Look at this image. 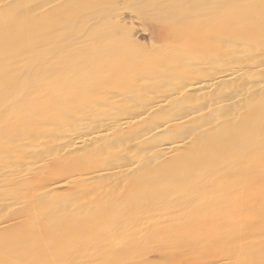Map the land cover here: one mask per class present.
Wrapping results in <instances>:
<instances>
[{"label":"bare ground","instance_id":"6f19581e","mask_svg":"<svg viewBox=\"0 0 264 264\" xmlns=\"http://www.w3.org/2000/svg\"><path fill=\"white\" fill-rule=\"evenodd\" d=\"M77 1V5L73 4L75 8L87 6L86 0ZM240 1L232 8H227L230 0H216L217 8L208 9L199 2L200 6L197 7V3L183 14L175 15L171 11L174 15L161 20L165 22L162 37L167 46L155 57L161 61L172 52L168 69L156 68L157 59L150 60L143 81L134 79V85L127 83L126 91L119 93L110 90L103 96L104 103L92 104L88 108L85 102L88 103L92 95L91 85L76 91L63 89L73 95H70L69 103L56 107L51 102L55 109L44 111L38 107L41 95L34 94L33 88L29 87L33 75L30 71L34 68L37 79L47 81L51 79L48 72L65 69V55L60 59H49V62L42 58V62H35L30 67V56L38 44H31L29 31L33 22L38 25L47 20L43 14L53 13L52 9L45 8L51 0H0V66L4 68L3 72L0 70V78L5 80L12 75L16 81L18 76H23L18 70L25 69V79L21 83L26 86L15 99L18 105L0 112L4 121L9 117L10 124L1 132V147L6 149L14 145L15 157L29 159V163L20 168L11 166L15 165L16 159L2 160L0 209L4 206L5 194H13L16 184L22 191H28L31 184L42 186L36 198L47 199L55 193L59 197L53 207L59 211L61 195L76 194L74 197L78 198L92 191L100 194L99 201L106 198L137 201V196L144 198L153 191L167 194H186L188 191L194 199L205 194L206 198L209 191L213 194L224 192L225 186L221 182L243 171V166L250 165V162L256 164L255 167L263 165L264 10L259 9L264 8V4L256 2L245 6L246 2ZM32 4L44 6V11H40L42 18H38L39 13L37 16L32 14ZM100 43L98 45L94 40L87 45V42L80 44L76 41L72 43L71 51L70 46L65 51L67 54H86L87 57L82 56V61H78L80 64L75 66L82 69L84 65L87 71L90 68L102 71L96 73L99 79L95 80L101 78L109 88L115 87L118 72L114 67L124 65L125 61L108 54L110 43ZM137 57H132L130 64H134L133 59L138 60ZM73 59L68 60L70 65H74ZM52 62H59L62 66L56 68ZM6 66L9 71H5ZM126 70L124 67L122 73ZM58 77L53 78V83L59 85L63 76ZM168 77L175 78L176 82L165 83ZM50 92H55L54 88L51 87ZM18 116L23 122H18ZM18 138L28 139V145L19 146L16 143ZM41 147L54 149L51 160H35L33 154ZM42 173L44 176L49 173L62 176L50 183L46 179L44 183ZM243 174L246 173L243 171ZM236 178L231 177L234 181ZM188 180L192 184H187ZM226 180L231 183L230 179ZM84 181L86 183H82ZM209 181H213L212 184ZM72 184L80 188H70ZM64 187H67L65 192ZM34 206L30 205L28 211L34 210ZM83 208L80 206L79 211ZM3 224L4 227H13L19 222L3 221L0 229Z\"/></svg>","mask_w":264,"mask_h":264},{"label":"rangeland","instance_id":"374dc122","mask_svg":"<svg viewBox=\"0 0 264 264\" xmlns=\"http://www.w3.org/2000/svg\"><path fill=\"white\" fill-rule=\"evenodd\" d=\"M242 1L246 2L245 6L256 4V2L264 4V0H241L240 2ZM77 2V0H51L45 8L52 9L53 13L50 11L51 13L43 15L40 12L44 11L42 4L31 6L33 15L37 16L39 13L38 18L45 15L47 20L38 25L33 22L35 20H32L34 25L30 24V42L32 41L31 44L34 45L38 44L37 50L30 56L32 60L30 67L35 62H42V58L48 61L60 59L65 55L63 60L65 69L52 70L51 74L47 71L51 77L47 81L43 78L37 79L34 68H31L30 75H33L29 87L33 88L31 91L34 94L37 92L41 95L42 101L38 107L44 111L51 110L53 104L59 107L69 103L67 101L72 94L69 95L70 92L65 91L66 89L76 91L88 85H91L92 95L88 99L89 102H85V107L104 103L103 96L106 92L126 91L127 83L134 85V79L143 81L150 60L157 59L156 68L163 66L168 69L173 58L172 52L161 61L155 58L167 46L162 37L165 24L162 21L169 15L185 13L197 3L198 7L199 2L208 9L213 6L218 7L216 0H178V2L177 0H86V7L75 8L73 4ZM235 2L239 0H230L231 4L227 8H232ZM65 6H68L67 9ZM183 7L186 8L183 9ZM257 8L255 6L256 11ZM259 10L262 11L264 8ZM171 11H174V14L170 13ZM34 26H37V29ZM94 40L98 41V45L102 41L110 43L108 54L125 61L124 65L118 68L112 64L114 70L120 73H116L118 85L115 87L109 88L104 80L101 81V78L95 80L99 77L96 73L102 71L97 72V69L93 71L92 68L87 71L84 65L82 69L75 66L80 64L78 61H82V56L87 57L86 54L79 55L73 52L67 54L68 52L65 51L67 46H70L71 51V45L76 41L80 44L87 42L89 45V42ZM135 55H138V60L133 59L135 63L130 64L129 61ZM72 58H75L74 65L69 64ZM52 63L56 68L62 66L58 64L59 62ZM7 67L5 71H9ZM124 67L127 70L122 73ZM3 69L0 66L2 72ZM12 69L15 71L14 67ZM1 71L0 74H2ZM18 71L23 76L22 78L18 76L19 79L17 78L16 81L15 78L13 79L14 76L11 77L12 75L7 76L9 78L5 80L0 78V112L11 106H17L15 99L26 89V86L21 83L25 79V69ZM103 72L111 74L108 71ZM61 75L62 83L59 85L53 83L55 82L53 78L60 76L58 77L60 79ZM174 82H176L175 78H165L167 84ZM53 84L56 86H52ZM76 85L77 87H74ZM51 87L55 92H50ZM47 91L49 92L46 93ZM18 117V122H23V119ZM6 118L5 121L4 117L0 119V137H2L1 132L10 125L9 117ZM16 141L19 146L28 145V139L18 138ZM1 143L3 141L0 139V166L4 164L2 160L8 158L16 159L15 165H11L13 167L20 168L23 164L29 163L27 158L21 160L15 157L16 154L14 156L13 149L16 146L9 145L4 149ZM50 149L53 148H38V151L33 154L35 160L43 162L51 160L55 153L54 149ZM249 164L242 167L247 175L241 171L228 176L226 179H230L231 183H227L226 179V184L224 181L221 182L225 186L224 192L218 195L209 191L206 198L204 197L206 194L199 197L201 200L192 198L188 191L186 194L185 192L167 194L153 191L144 198L137 196L139 199L137 201L136 199L125 200V198L114 200L106 198L105 201L104 199L99 201L100 194L89 190L92 191L89 192L90 194L78 197L79 199L76 198V194L61 195L59 211L53 207L56 197H59L55 193L47 199L36 198L42 186L31 184L28 186V191H22L16 184L13 186L15 188L13 194H5L6 200L0 209V223L17 221L19 225L4 227L3 224L1 226L0 264H264V164L256 167V164L252 162ZM252 168L256 171L249 172L248 170ZM43 174L44 183L48 180L47 183H50L51 180L62 176L51 173H49L51 176L47 174L44 176ZM241 175L244 176L241 177ZM245 176L249 178L246 179ZM231 177L238 179L234 181ZM213 181L209 182L212 184ZM187 184L192 182L188 180ZM70 188L80 187L72 184ZM65 190L67 187L63 188V192ZM162 196H165V200ZM41 201L45 203L42 206ZM104 202L109 206H106ZM30 205L31 207L35 205L34 210L31 208V211H28ZM80 206L84 207L82 211H79ZM55 211L59 212L55 214Z\"/></svg>","mask_w":264,"mask_h":264}]
</instances>
